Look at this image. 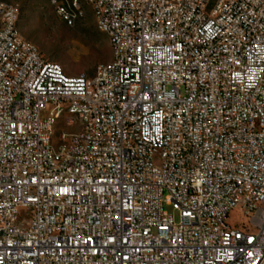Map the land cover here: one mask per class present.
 <instances>
[{
	"label": "built area",
	"instance_id": "obj_1",
	"mask_svg": "<svg viewBox=\"0 0 264 264\" xmlns=\"http://www.w3.org/2000/svg\"><path fill=\"white\" fill-rule=\"evenodd\" d=\"M91 1L119 48L75 80L0 2V264H264V0Z\"/></svg>",
	"mask_w": 264,
	"mask_h": 264
},
{
	"label": "rangeland",
	"instance_id": "obj_2",
	"mask_svg": "<svg viewBox=\"0 0 264 264\" xmlns=\"http://www.w3.org/2000/svg\"><path fill=\"white\" fill-rule=\"evenodd\" d=\"M18 9L17 25L21 37L33 43L50 62L61 65L68 75H92L97 66L111 60L107 36L95 25L90 7L72 22L60 19L50 0H0ZM163 210L178 222V213L164 202ZM232 222L240 220L234 213Z\"/></svg>",
	"mask_w": 264,
	"mask_h": 264
},
{
	"label": "bare ground",
	"instance_id": "obj_3",
	"mask_svg": "<svg viewBox=\"0 0 264 264\" xmlns=\"http://www.w3.org/2000/svg\"><path fill=\"white\" fill-rule=\"evenodd\" d=\"M56 3V5H55ZM50 4L56 11V8L60 11H67L69 16H77V18L83 15V7H90L95 25L98 30L104 33L108 40L112 50V57L109 62H113V48H119V39H113V31L107 29L105 25V13H99V6L91 0H50ZM11 7H15L10 4ZM61 20L65 22H72L75 19L64 17L63 12L56 11ZM2 20V5L0 3V24ZM5 20L12 21V30L15 33V38L21 37L17 20L18 10H10L5 13ZM31 43V42H30ZM37 48L33 43H31ZM38 49V48H37ZM58 75L60 77H66L68 80H75L76 75L66 74L61 65H58ZM85 75V74H79ZM101 77H109V70H101ZM57 114L50 118V125L54 136L69 135L71 137H78L83 134L84 123L82 122V115L78 110H72V104L57 105ZM141 142H145V135L143 132H135L132 137V145L134 149H141ZM70 143H63V140H53L50 148L48 149V158L52 163H64L66 158L69 157ZM162 157H169V150H162ZM182 159H190V149H182ZM22 225H29V210H20L14 213V223H21Z\"/></svg>",
	"mask_w": 264,
	"mask_h": 264
}]
</instances>
